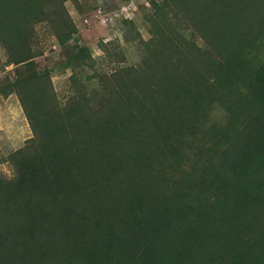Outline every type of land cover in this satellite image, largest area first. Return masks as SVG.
Wrapping results in <instances>:
<instances>
[{"label":"trees","instance_id":"1","mask_svg":"<svg viewBox=\"0 0 264 264\" xmlns=\"http://www.w3.org/2000/svg\"><path fill=\"white\" fill-rule=\"evenodd\" d=\"M68 1L0 0V96L33 133L0 174V264H264V0L154 1L139 64L113 52L114 74L70 45ZM41 28L72 72L64 103Z\"/></svg>","mask_w":264,"mask_h":264},{"label":"rangeland","instance_id":"2","mask_svg":"<svg viewBox=\"0 0 264 264\" xmlns=\"http://www.w3.org/2000/svg\"><path fill=\"white\" fill-rule=\"evenodd\" d=\"M129 1L69 0L66 3V8L77 28V34L72 38L70 45L87 46L98 66L108 74L116 73L121 66L112 56L113 52L121 53L123 50L126 61L120 59L123 61L121 63L139 64V43L150 40L152 36L149 16L154 13L153 2L162 3L163 0H135L136 5L131 13L132 18L122 19V17L115 16ZM99 10H102L100 15L109 16L108 23L99 22L97 16ZM182 29L189 42L203 46V40L193 27L184 25ZM38 42L44 54L37 58V62L41 70L51 71L57 97L64 103L71 91L72 72L59 67L63 49L56 44L52 36L44 31V28L39 29ZM13 69V66L8 65L4 47L0 45V80ZM32 136V129L16 94L7 98L0 96V174L3 177L8 179L15 177V170L9 156L21 149ZM179 171L174 161L159 169L166 183L173 189L180 187Z\"/></svg>","mask_w":264,"mask_h":264},{"label":"built area","instance_id":"3","mask_svg":"<svg viewBox=\"0 0 264 264\" xmlns=\"http://www.w3.org/2000/svg\"><path fill=\"white\" fill-rule=\"evenodd\" d=\"M135 0H130L129 2L125 3L121 8H120V12L116 13L115 16L117 17H122V19H129L132 18L131 17V13L134 10L133 8L135 7L136 3ZM102 10H99V14L97 13V16L99 18V22L106 24L108 23V21H110L109 16L107 15H100Z\"/></svg>","mask_w":264,"mask_h":264}]
</instances>
